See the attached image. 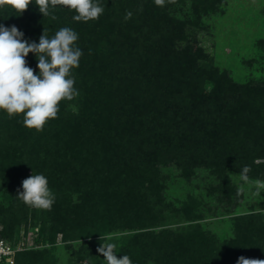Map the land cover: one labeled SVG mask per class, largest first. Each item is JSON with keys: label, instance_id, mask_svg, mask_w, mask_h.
<instances>
[{"label": "trees", "instance_id": "1", "mask_svg": "<svg viewBox=\"0 0 264 264\" xmlns=\"http://www.w3.org/2000/svg\"><path fill=\"white\" fill-rule=\"evenodd\" d=\"M99 3L104 12L87 22L62 5H50L55 20L43 16L35 0L22 13L0 6V25L16 26L29 43H39L44 30L52 38L69 27L83 52L73 70L79 95L61 101L42 131L26 128L22 114L9 118L0 110V239L25 241L27 225L41 222L14 264H53L59 234L66 242L105 232H129L118 256L132 264L264 260V215L234 216L233 237L220 241L200 223V203L175 207L162 197L158 166L187 180L198 170L215 175L208 191L225 206L242 196L227 175L230 162L264 178V163H255L264 159V85L235 82L188 36L206 31L225 0ZM25 59L38 75L36 55ZM32 174L48 179L56 196L50 211L16 197ZM174 220L185 224L167 228ZM98 243L84 241L74 257L91 264Z\"/></svg>", "mask_w": 264, "mask_h": 264}, {"label": "rangeland", "instance_id": "2", "mask_svg": "<svg viewBox=\"0 0 264 264\" xmlns=\"http://www.w3.org/2000/svg\"><path fill=\"white\" fill-rule=\"evenodd\" d=\"M221 10L207 20V30L200 31L198 35H188L191 41H197L205 54L212 58L215 67L227 74L237 83H254L264 85V0H225ZM189 32L192 30L188 29ZM255 163H264L258 158ZM227 175L232 185L237 189L243 188L242 196L230 206L216 202L214 192L208 191L209 186H216V177L204 170H198L189 180L181 178L179 171L173 167L160 169L162 182L165 189L162 191L165 203L180 207L190 201L200 203L198 213L202 215L201 224L205 230L213 234L218 240L223 241L233 237L232 218L241 214L259 213L264 215V189L257 194L255 181H264L262 175L248 173L249 181L244 183L240 173L231 162ZM251 172V171H250ZM1 181V180H0ZM76 195L73 196V199ZM233 199H237L233 196ZM175 221V220H174ZM172 225H171V224ZM176 223V224H175ZM184 221L169 222L167 228L175 229L184 225ZM41 225L38 220L34 226L27 225V239L32 245L37 228ZM129 232H105L94 237L62 241L59 234L50 250L53 264H89L88 260H77L74 252L84 241L99 242L94 245L96 260L91 264H107L104 257L97 252L101 243H115L118 249L122 245L121 238ZM50 247V246H49ZM154 264V263H149Z\"/></svg>", "mask_w": 264, "mask_h": 264}, {"label": "clouds", "instance_id": "3", "mask_svg": "<svg viewBox=\"0 0 264 264\" xmlns=\"http://www.w3.org/2000/svg\"><path fill=\"white\" fill-rule=\"evenodd\" d=\"M163 6L165 0H154ZM32 0H0V6L10 5L22 13ZM43 16L51 15L50 5H62L74 10L75 21L96 20L104 12L99 0H35ZM132 17L127 12L125 20ZM55 20L57 17L51 15ZM24 34L16 26L11 28L0 25V110L9 118L23 115V125L28 129L42 131L45 124L57 118L59 104L63 100H72L79 95L74 87L76 78L73 70L79 67L82 50L76 46L78 33L69 27L60 28L52 38L44 30L39 38L29 43L23 39ZM34 53L38 59L39 74L27 65L25 57ZM250 166H244L240 179L249 181ZM257 194L264 189V181H255ZM243 188L237 190L241 195ZM16 197L25 205L41 210H51L56 196L49 188V182L43 174H32L22 181V190L17 189ZM115 243H101L97 252L104 257L107 264H132L128 255L117 258ZM237 264H264V260L238 258Z\"/></svg>", "mask_w": 264, "mask_h": 264}, {"label": "built area", "instance_id": "4", "mask_svg": "<svg viewBox=\"0 0 264 264\" xmlns=\"http://www.w3.org/2000/svg\"><path fill=\"white\" fill-rule=\"evenodd\" d=\"M30 241L26 238L25 241L18 243H9L0 239V264H14L17 253L29 249L33 246L29 244Z\"/></svg>", "mask_w": 264, "mask_h": 264}]
</instances>
